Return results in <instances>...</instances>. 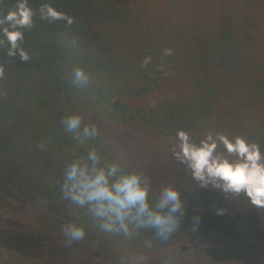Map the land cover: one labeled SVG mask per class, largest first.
<instances>
[{
    "label": "rangeland",
    "instance_id": "obj_1",
    "mask_svg": "<svg viewBox=\"0 0 264 264\" xmlns=\"http://www.w3.org/2000/svg\"><path fill=\"white\" fill-rule=\"evenodd\" d=\"M112 1L89 0L95 12L88 13L85 22L82 20L70 27L64 22L63 32L51 29L48 21L40 20L36 7L31 5L37 13L36 22L25 32L23 47L29 51L32 62L14 64L5 70V79L0 81L7 93L0 97V181L10 179L23 194H42L53 201L60 195L56 180L65 158L86 155L93 147L100 151L98 143L89 148H76L60 125L64 109L58 107L69 103L67 97L54 99L57 101L54 103L48 99L50 88L64 80L59 74L66 69L61 68L65 64L57 61L80 51L89 52L93 60L96 53L90 44L98 48L104 46L110 53H119L128 58V64H133L134 56L143 48L161 54L165 48L176 53L191 46L188 51L204 48L215 57L222 54L224 58L220 63L224 69L228 72L230 68H236V74H227L223 82L222 107L219 102L215 109L214 99L207 95L201 96L203 100L199 97L185 99L186 80H182L180 72L173 69L166 76L160 72L151 73L155 90L144 98L145 102H161L169 94L179 101L183 99L176 112L181 116L183 128L195 140L198 141L210 129L240 133L259 143L264 151V0ZM222 21L232 22L233 29L222 34L217 28ZM73 37L77 38L76 45L71 42ZM165 38L171 40L167 42ZM3 54L5 59L6 53L0 49V57ZM157 54L159 62L171 65L164 52L161 58ZM128 82L132 83L130 78ZM143 82L136 81V85ZM9 83L17 88V92L18 84H32L31 95L14 93L8 87ZM36 84L40 89H34ZM41 92L45 94L38 96L37 93ZM167 127L172 131L176 128ZM104 129L109 136L104 143L109 151L107 157L120 158L130 168L142 170L153 182L156 181L158 187L153 186V195L160 187L171 183L180 191H183L181 187L187 188L204 206L203 209L190 206L183 219L192 224L180 225L190 226L188 230L196 234L192 244L187 239H179L182 233L177 232L167 247L169 253H163L166 248L160 247L142 264H163L170 254L174 256L172 264H264V210L253 208L243 196L225 199L217 190L199 188L185 166L173 157L171 148L175 140L159 136L161 138L152 142L141 130L107 126ZM42 138L47 139V150L43 152L36 147ZM65 206L75 207L67 201ZM217 208L225 209L224 214L217 215ZM26 211L33 213L29 207ZM6 212L0 210V220L7 217ZM197 216L200 221L194 231L193 222ZM61 228L58 227L53 236V239H59L57 242L48 240V243L57 245V250L48 252L52 256L57 254L56 258L47 254L45 259L34 258L30 264H43L44 260H51L54 264H89L77 247L64 246ZM5 233L10 232L6 230ZM123 240L122 235L102 233L98 236L99 246H104L109 253ZM119 259L129 264V255L124 251ZM93 260L103 261L99 253L91 257V264ZM105 264L112 263L106 260Z\"/></svg>",
    "mask_w": 264,
    "mask_h": 264
},
{
    "label": "trees",
    "instance_id": "obj_2",
    "mask_svg": "<svg viewBox=\"0 0 264 264\" xmlns=\"http://www.w3.org/2000/svg\"><path fill=\"white\" fill-rule=\"evenodd\" d=\"M14 3L15 0H5L4 6L10 7L14 5ZM45 3L74 17V24L82 20L85 22L86 15L90 12H95V10L91 8L89 0H29L30 6L34 5L38 13L39 7ZM112 3H115V0L112 1ZM63 24L64 21H56L50 23V27L51 29H56L58 32H63ZM217 28L223 34L232 30L233 24L232 22L222 21L221 25L217 26ZM174 38L178 41L177 36ZM174 38L173 40H175ZM107 39L109 41L108 37ZM165 40L168 42L171 39L165 38ZM90 46L96 53V57H94L93 60L89 57V52L80 51L79 53L70 54L64 60L57 61L65 64V67L63 66L61 68L66 69L61 70L59 74V77L64 78V80H59V83L55 84L53 89L52 87L50 88L48 99H50V102L52 101L54 103L57 102L54 99L57 100L66 96L69 103H62V105L58 107L64 109L61 117L67 113L79 112L83 116L85 123L96 124L99 131L98 136L87 141L84 147L89 148L91 144L98 143L101 153L106 157L109 152L106 145H104L109 137L105 134L106 129L104 128L106 126L108 128L116 127L117 129L126 128V130H128V128H130L132 130H141L144 135L147 134L149 141L152 142L161 138L159 136L174 140L173 137L176 131L178 129H184L180 122L181 116L176 112L178 106L181 104L180 102L183 100L182 98V100L179 101L177 97L173 98L169 94L166 98L162 99L161 102L154 103L155 106H153V103L147 104L145 102L144 98L155 90V88H153L155 85L152 82V72H160L165 75V73L172 71L171 69H173V71H179V77L182 78V80H186V85L188 86H186L187 90L183 92L186 96L185 99H195L199 97V100H203L201 96L207 95L214 99L215 109H217V103L219 102L222 107L224 92L223 82L227 74H236V68H230L228 72L224 69L220 63V59L224 58L222 54L219 53L218 57H215L209 54V51L204 48H199L196 52L188 51L191 49V46H188L189 49L187 47L180 48V51L166 56L167 62L171 61V65H167L161 61L159 62L157 59L158 56H156L157 53H154L152 49L145 50V48H143V50L139 51L138 55L134 56L133 64H128V58L122 57L119 53H110L105 50L104 46L101 48L92 44H90ZM162 53L157 54L159 58L164 57ZM3 56L4 54L0 57V61H2L0 63H4L5 70L11 69L16 63L29 64L32 62V58L28 60L21 59L19 53L12 58L6 57L4 59ZM145 56H151L152 62L146 68H141L140 64ZM81 58H83L82 62H80ZM93 61H95V63ZM78 65L83 66L85 70L91 74L93 81L92 84L84 90L71 87L67 80L72 69ZM128 78L131 79V84H129V82L127 83ZM140 80L144 82L136 85V81ZM25 86L28 87V89ZM8 87L11 88L14 93L20 94L21 96L31 95L29 91L31 87L33 88L32 84L26 83L18 84L19 92H17V88L12 87L10 83ZM37 87L40 89L38 84H36L34 89ZM0 89L3 88L0 86ZM44 94L45 93L42 92L39 94L37 93L38 96H43ZM185 101L189 102L191 100ZM142 104H145V106H141ZM168 125L175 126V130H169L168 127L166 129ZM162 133L163 135H161ZM117 139L115 140L118 141ZM72 144L76 148L79 147L73 142ZM4 180L6 181H0V210L7 211V217L12 220L8 222L6 220L8 219L7 217L0 220V264H30L34 258L45 259L49 250L56 249L57 246L48 243V240H55L57 242L59 239H53L57 228L72 221L85 226V238L82 241L74 242L72 247L75 246L78 248V251H82V257L89 260V264H91V257L95 256L96 253H99L100 259L103 261L96 262L93 260L92 264H105L106 260H109L112 264H124L125 262L119 259L123 251L129 255V258L132 256L152 257L160 247L166 248L162 251L163 253L170 252V249L167 247L172 244L170 243L172 238L167 242H161L154 238L153 233L142 232L139 238L133 240L125 239L122 243L115 244V247L110 251L111 253H109L104 246H99L98 236H100L102 232L96 227V222L91 220V218L84 213L83 209L64 207L66 201L62 200L60 195L52 201L51 198L48 199L42 194H23L12 180ZM151 182L154 183L152 186L156 185L158 187V183H155L156 181L153 182V179H151ZM181 188H183L181 195L186 201L185 212L189 211L190 206L197 209L204 208V206H202L203 203H200L199 199L193 196L187 188ZM38 198L47 199L49 201L47 207L42 208L38 204ZM28 207L32 209L33 213H27L26 208ZM49 210H52V213H50ZM39 219H43V221ZM182 224L192 223L191 221L183 219ZM184 226L185 227H179L178 232L182 233L179 239H187V242L192 244L195 241L194 237L196 234L188 230L190 226ZM6 230L10 232L7 235L5 233ZM11 234H13V237ZM145 238L153 241V247L151 249L144 247L143 239ZM48 244H50V246H48ZM56 256L57 254L51 255L53 258H56ZM4 257L8 260H4ZM45 262L54 264L51 260H44L43 264H45ZM142 263H144V260Z\"/></svg>",
    "mask_w": 264,
    "mask_h": 264
},
{
    "label": "clouds",
    "instance_id": "obj_3",
    "mask_svg": "<svg viewBox=\"0 0 264 264\" xmlns=\"http://www.w3.org/2000/svg\"><path fill=\"white\" fill-rule=\"evenodd\" d=\"M0 0V49L12 58L19 53L21 59L31 58L23 47L25 32L35 26L36 11L29 0H15L14 5L5 7ZM39 19L49 23L64 21L69 27L74 17L53 8L50 4L39 7ZM77 44V38H72ZM171 48L163 50L164 55L172 54ZM152 62L145 56L140 67L146 68ZM5 66L0 63V81L5 79ZM169 75V73H165ZM71 87L87 89L92 77L83 66H75L67 77ZM7 93L0 89V97ZM153 106L154 103H153ZM64 133L77 146L99 134L94 123H85L79 112L67 113L60 121ZM171 148L173 157L184 165L199 188L221 192L225 199L245 197L251 206L264 210V151L256 141L249 140L240 133L229 134L223 131L208 130L197 141L185 129H178L173 137ZM36 147L47 150V139L42 138ZM61 199L84 213L96 222V227L111 236H123L127 240L139 238L142 232H151L161 242L169 241L179 230L185 216L186 201L180 188L169 183L163 185L153 196V186L149 176L142 170L130 168L120 158L109 159L95 147L86 155L65 158L61 174L56 180ZM47 199L38 198V204L47 207ZM225 209L217 208V215ZM200 217H195V231ZM65 247L82 241L86 235L83 224L75 221L65 223L61 228ZM147 249L153 247L151 239H143ZM144 256H132L129 264H142ZM171 254L163 264H172Z\"/></svg>",
    "mask_w": 264,
    "mask_h": 264
}]
</instances>
